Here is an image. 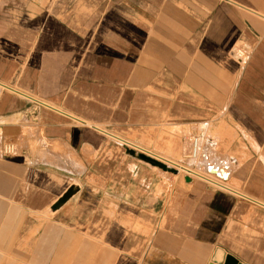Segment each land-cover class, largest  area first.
I'll list each match as a JSON object with an SVG mask.
<instances>
[{
	"label": "crops",
	"instance_id": "0c3cea01",
	"mask_svg": "<svg viewBox=\"0 0 264 264\" xmlns=\"http://www.w3.org/2000/svg\"><path fill=\"white\" fill-rule=\"evenodd\" d=\"M0 84V264H264V0H0Z\"/></svg>",
	"mask_w": 264,
	"mask_h": 264
},
{
	"label": "bare ground",
	"instance_id": "6f19581e",
	"mask_svg": "<svg viewBox=\"0 0 264 264\" xmlns=\"http://www.w3.org/2000/svg\"><path fill=\"white\" fill-rule=\"evenodd\" d=\"M0 85H2V84H0ZM4 86V85H3ZM12 89V88H11ZM16 91V90H15ZM21 93V92H20ZM19 94V93H18ZM23 95V94H22ZM21 96V95H20ZM23 97H25V96H23ZM31 97V96H30ZM35 97V96H34ZM27 98V97H26ZM34 99V98H33ZM36 101V100H35ZM42 101V100H41ZM42 103H45V102H43L42 101ZM41 103V104H42ZM45 106H47V103H45ZM50 106V105H49ZM45 109V108H44ZM53 109H55V108H53ZM51 110V109H50ZM57 111V110H56ZM58 111H59V109H58ZM61 111V110H60ZM67 114V113H66ZM63 115H64V113H63ZM68 117H70V116H68ZM80 119V118H79ZM80 121V120H79ZM79 123V122H78ZM83 123H85V121L83 122ZM83 125V124H82ZM106 134V133H105ZM107 134H109V133H107ZM197 140H195V142H193V147H192V154H193V156H195L196 155V151H197V142H196ZM7 144H5V146H6ZM138 152H140V151H138ZM142 152H144V153H147V154H149L150 156H152V157H154V158H157V159H159V161H157L159 164H161V165H164L165 167H166V169L167 170H169V171H167V172H170V173H176V170H175V168H179L180 170H181V168L178 166V165H175L173 162H171V161H169L168 159H166V158H163V157H161V156H159V155H157V154H155V153H152L151 151H149V150H146V149H142ZM132 155H134V154H137V153H132V152H130ZM136 156H140V155H135L134 157H136ZM149 158V157H148ZM147 163V162H146ZM147 164H149V163H147ZM171 166L172 167H174V168H171ZM154 167H156V168H158V169H161V168H159V167H157V166H154ZM162 171H164L165 172V169H161ZM182 170H184V171H186L187 172V174H188V177H193V176H198L197 178H200L201 180H203V181H207L206 183L207 184H209L210 185V183L209 182H211L212 184H214L215 186H213L214 188H216V189H220V190H224V191H229L228 190V188L222 183V182H220V181H214L213 179H210V178H207V177H205V176H202V175H200V174H198V173H194V172H192V171H189L188 169H182ZM175 171V172H174ZM200 176V177H199ZM194 179V178H193ZM70 189H72L73 190V192L75 191L74 189L75 188H70ZM66 193V192H65ZM64 193V194H65ZM63 194V195H64ZM72 195V194H71ZM59 201H60V199L51 207V210H55V209H57L59 206H60V204H58L59 203ZM59 206H58V205ZM262 206V205H261ZM262 207H264V206H262Z\"/></svg>",
	"mask_w": 264,
	"mask_h": 264
},
{
	"label": "rangeland",
	"instance_id": "374dc122",
	"mask_svg": "<svg viewBox=\"0 0 264 264\" xmlns=\"http://www.w3.org/2000/svg\"><path fill=\"white\" fill-rule=\"evenodd\" d=\"M35 105H37L38 103H34ZM38 105H40L41 107H45L43 104H38ZM110 137V136H109ZM112 138V137H111ZM112 141H114V142H117L116 141V139H114V138H112L111 139ZM5 144H11V145H13V150L11 151V152H5L4 151V146H5ZM126 147V153L130 156V154L131 153H129V152H132V153H137V154H139V152H137V150H136V148L135 147H128L127 145L125 146ZM197 147H198V145H197ZM128 150V151H127ZM197 150H198V148H197ZM15 153V146H14V144L13 143H10V142H1L0 141V154H1V157H8V156H11V155H13ZM197 151H196V155H197ZM137 154H135V155H137ZM146 155V154H145ZM158 155V154H157ZM195 155V156H196ZM159 156H161V155H159ZM195 156H193V154H192V157H195ZM131 157V156H130ZM147 157H151L150 155L149 156H147ZM161 157H163V156H161ZM152 158V157H151ZM163 158H166V157H163ZM153 159H156V160H158L159 161V159H157V158H154L153 157ZM166 159H168V158H166ZM140 160V159H139ZM169 161H171V159H168ZM140 161H142V160H140ZM161 161V160H160ZM159 161V162H160ZM142 162H144V161H142ZM145 164H147L146 162H144ZM147 165H149V166H151V167H154V166H152V165H150V164H147ZM155 169H158V168H156V167H154ZM171 168H174V167H172L171 166ZM159 170H161V169H159ZM175 170H178V168H175ZM189 171H191V170H189ZM167 172V171H166ZM186 172V171H185ZM193 172V171H192ZM170 173V172H169ZM186 174H187V172H186ZM199 174V173H198ZM188 175V174H187ZM201 175V174H200ZM47 213H52L49 209H47ZM49 215V217H50V214H48Z\"/></svg>",
	"mask_w": 264,
	"mask_h": 264
},
{
	"label": "water",
	"instance_id": "95a60500",
	"mask_svg": "<svg viewBox=\"0 0 264 264\" xmlns=\"http://www.w3.org/2000/svg\"><path fill=\"white\" fill-rule=\"evenodd\" d=\"M138 155H140V156H136L138 159H140V160H142L144 162H147V163H149L152 166H157V167H159L161 169H165V171H169V170L166 169V167L164 165L159 164L157 161H154V160H152V159H150V158H148V157H146V156H144L142 154H138ZM133 156H135V154ZM72 193H73V190L72 189H68L66 191V193L60 198V201H59L58 204L61 205L63 202H65L71 196ZM223 264H237V263H236V261L233 258L227 257Z\"/></svg>",
	"mask_w": 264,
	"mask_h": 264
},
{
	"label": "built area",
	"instance_id": "2783aa9c",
	"mask_svg": "<svg viewBox=\"0 0 264 264\" xmlns=\"http://www.w3.org/2000/svg\"><path fill=\"white\" fill-rule=\"evenodd\" d=\"M195 142V141H194ZM13 150V145H11V144H7L6 146H4V151L5 152H11ZM137 150V149H136ZM137 152H138V150H137ZM139 154H142V155H144V156H149V154H147V153H144V152H142V151H140L139 152ZM146 154V155H145ZM152 157V156H151ZM151 157H149L150 159H152V160H154V161H158V160H156V159H153V157L151 158ZM207 182V181H206ZM210 183V185L213 187V186H215L214 184H212L211 182H209Z\"/></svg>",
	"mask_w": 264,
	"mask_h": 264
}]
</instances>
